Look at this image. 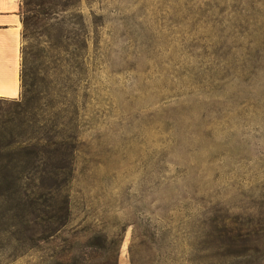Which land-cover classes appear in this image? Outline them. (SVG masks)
I'll return each instance as SVG.
<instances>
[{
    "label": "rangeland",
    "instance_id": "1",
    "mask_svg": "<svg viewBox=\"0 0 264 264\" xmlns=\"http://www.w3.org/2000/svg\"><path fill=\"white\" fill-rule=\"evenodd\" d=\"M55 3L48 36L25 37L23 11L22 48L46 45L49 80L86 70L62 98L77 89L86 113L62 241L127 223L117 264H133L140 219L156 241L144 264H264V0ZM22 98L21 77L0 111ZM14 217L0 212V264H42L61 239L28 250ZM249 219L260 232L242 241Z\"/></svg>",
    "mask_w": 264,
    "mask_h": 264
},
{
    "label": "trees",
    "instance_id": "2",
    "mask_svg": "<svg viewBox=\"0 0 264 264\" xmlns=\"http://www.w3.org/2000/svg\"><path fill=\"white\" fill-rule=\"evenodd\" d=\"M23 1L24 36H48V17L55 0ZM30 26L32 30L28 31ZM21 52L23 98L13 100L7 112L0 111V212L14 210L17 229L28 231L24 232L25 241H29L28 250L41 237L61 239L51 247L48 257L41 260L42 264H117L127 223H122L114 235L106 228H92L87 241H80L77 234L69 241H62L66 239L62 236L64 228L73 220L71 190L83 188L80 180L74 181V174L78 169L77 158L83 141L81 127L86 115L85 101L80 100L77 89V94L73 92L65 105L62 98L75 80L85 79L86 70L80 68L74 77L73 71L60 69L49 80L46 45H41L40 39L29 40ZM84 63L85 59L79 65L85 66ZM52 81H55L53 88ZM87 168L86 165L84 170ZM247 222L253 225L240 233L242 241H254L260 229L251 219ZM132 223L131 260L133 264H144L142 248L154 245L155 234L140 219Z\"/></svg>",
    "mask_w": 264,
    "mask_h": 264
},
{
    "label": "crops",
    "instance_id": "3",
    "mask_svg": "<svg viewBox=\"0 0 264 264\" xmlns=\"http://www.w3.org/2000/svg\"><path fill=\"white\" fill-rule=\"evenodd\" d=\"M23 0H0V95L21 91Z\"/></svg>",
    "mask_w": 264,
    "mask_h": 264
}]
</instances>
